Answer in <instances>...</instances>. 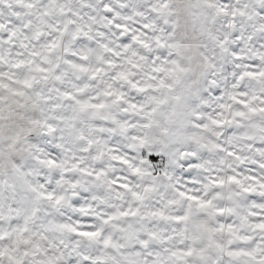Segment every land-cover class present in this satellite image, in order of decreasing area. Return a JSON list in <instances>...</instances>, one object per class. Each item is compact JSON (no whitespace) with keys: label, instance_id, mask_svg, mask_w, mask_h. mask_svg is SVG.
I'll list each match as a JSON object with an SVG mask.
<instances>
[{"label":"snow or ice","instance_id":"6c2138e0","mask_svg":"<svg viewBox=\"0 0 264 264\" xmlns=\"http://www.w3.org/2000/svg\"><path fill=\"white\" fill-rule=\"evenodd\" d=\"M0 264H264V0H0Z\"/></svg>","mask_w":264,"mask_h":264}]
</instances>
